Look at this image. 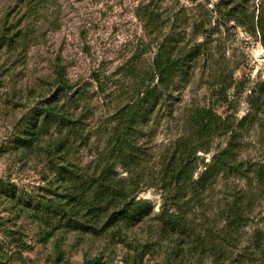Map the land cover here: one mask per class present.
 Segmentation results:
<instances>
[{
    "label": "rangeland",
    "instance_id": "obj_1",
    "mask_svg": "<svg viewBox=\"0 0 264 264\" xmlns=\"http://www.w3.org/2000/svg\"><path fill=\"white\" fill-rule=\"evenodd\" d=\"M146 9L161 16L157 36L138 17ZM231 9L241 20L225 19ZM259 19L264 0H0V264H264V192L253 172L193 185L181 198L159 182L161 157L196 108L228 120L241 159L264 165ZM171 37L175 55L198 49L186 83L141 127L142 166L115 168L123 194L96 203L90 183L116 114L142 97L158 45ZM51 106L59 114L43 123ZM68 133L71 150L56 151ZM227 141L198 154L195 181ZM79 193L83 202L72 199ZM127 201L140 203L142 220H111ZM234 201L242 220L229 226Z\"/></svg>",
    "mask_w": 264,
    "mask_h": 264
},
{
    "label": "trees",
    "instance_id": "obj_2",
    "mask_svg": "<svg viewBox=\"0 0 264 264\" xmlns=\"http://www.w3.org/2000/svg\"><path fill=\"white\" fill-rule=\"evenodd\" d=\"M224 16L229 22L241 20L238 15L233 13L232 9L227 11ZM138 17L141 19L147 35L157 36L161 32V16L155 10L146 9L143 15H138ZM256 28L264 36L262 19L258 20ZM174 42L176 41L171 37L169 41L166 40L158 45V52L152 64L154 76L148 85H144L142 97L135 104L125 106L116 114L115 125L106 146V154L100 160L102 167L99 176L93 178L90 183V186L96 187L94 193L96 203L112 202L114 200L112 194L116 190V193L123 194L122 190L118 191L119 189L116 188V182L112 176L115 168L119 166L126 173L132 174L142 166L148 154L143 151V145L139 142L141 127L150 124L151 114L154 113V109L160 105V102L168 107L174 94L181 89V84L186 83L188 71L195 61L198 49H193L189 54L180 52L175 55ZM155 80H157L156 83ZM177 81L181 84L178 85ZM62 87L67 88L68 85L63 83ZM45 112L43 123L59 114L54 106ZM68 124L69 132L76 130L75 126L71 127V123ZM186 124L187 133L167 149L160 161L159 182L164 188L175 191L174 195L172 194L173 198L184 197L193 188V185H197L200 190H205L214 185L221 176L247 178L249 172L254 173L262 192H264V165L241 159L237 133L228 120L222 119L212 109L196 108L189 114ZM41 130L42 128L37 124L35 126L34 123V130L29 132V136L34 137ZM70 136L72 134L68 133L58 140L55 150L60 153L70 151L72 148ZM222 136L228 137L226 146L215 153L208 163H205V170L195 181L194 176L198 170L197 161L200 159L198 154L209 155L212 152L214 141ZM34 138L27 140L30 143L34 141ZM202 160L205 162V158ZM61 170L63 176H65L64 172L69 175L74 173L73 169L66 167ZM196 194L198 193L195 192L194 196ZM83 197L84 194L79 193L72 199L79 198V202H83ZM142 218L143 212L140 203L134 204L127 201L117 212V216L113 215L111 220L138 223ZM227 220L229 226L237 225L242 220L237 201L231 204ZM87 264L102 263L99 260H92Z\"/></svg>",
    "mask_w": 264,
    "mask_h": 264
}]
</instances>
